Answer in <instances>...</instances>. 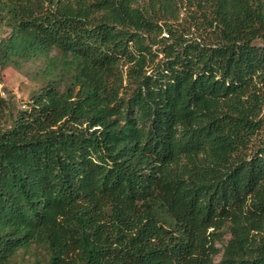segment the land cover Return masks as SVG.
I'll use <instances>...</instances> for the list:
<instances>
[{"label":"trees","instance_id":"16d2710c","mask_svg":"<svg viewBox=\"0 0 264 264\" xmlns=\"http://www.w3.org/2000/svg\"><path fill=\"white\" fill-rule=\"evenodd\" d=\"M2 28L44 83L0 92V264H264V0H0Z\"/></svg>","mask_w":264,"mask_h":264},{"label":"rangeland","instance_id":"374dc122","mask_svg":"<svg viewBox=\"0 0 264 264\" xmlns=\"http://www.w3.org/2000/svg\"><path fill=\"white\" fill-rule=\"evenodd\" d=\"M8 33L6 28H2L0 37ZM43 61H36L24 64L21 69L15 66L1 68L0 66V92L2 96L14 103L15 109L24 108L34 91L43 85V80L38 75ZM227 234L223 235V242L228 240ZM32 253H21L14 264H28Z\"/></svg>","mask_w":264,"mask_h":264}]
</instances>
